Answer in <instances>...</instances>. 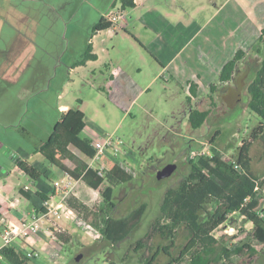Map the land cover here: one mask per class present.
I'll list each match as a JSON object with an SVG mask.
<instances>
[{
	"label": "rangeland",
	"instance_id": "rangeland-1",
	"mask_svg": "<svg viewBox=\"0 0 264 264\" xmlns=\"http://www.w3.org/2000/svg\"><path fill=\"white\" fill-rule=\"evenodd\" d=\"M246 1L250 10L257 2ZM168 3L169 0H149L147 6L159 7V15L148 8L126 9L125 24L121 21V26L92 38L93 28L102 18L112 13L110 18L116 22L123 15L121 0H0V179L9 177L11 193L23 190L24 185H16H31L24 173L15 170L17 160L32 162L50 179L56 176L48 161L34 155L60 120L59 106L67 105L86 116L89 130L82 133V138H96L90 134L95 131L99 139L112 136L123 142L124 150L115 160L133 177L131 182L114 189L115 207L108 211L101 197L107 184L95 193L82 182L76 186V195L86 196L91 208L102 210L98 226H103L108 215L130 218L138 208L146 206L140 224L116 246L102 240L99 229L89 228L77 218L78 235L71 242L64 233L54 234L60 235V240H54L58 245H49V258L38 249L29 250L38 254L36 260L41 264H143L142 258L169 246L158 236H150L151 227L165 194L176 189L189 174V162H196L201 155H218L233 162L238 149L252 140L253 131L261 123L248 107L247 87L264 60V43L260 40L264 16H258L254 26H239L232 48L224 52L229 59L238 50L245 53L235 79L229 85H218V106L200 129H192L189 113L193 108L205 109L209 85L198 87L197 97L189 103L188 84L177 81L156 59L166 45L176 49L174 44L180 37L188 42L183 55L195 51L200 57L202 40L188 41L178 31L161 38L168 31L169 20L161 12H167ZM259 10L264 13L263 7ZM208 13L197 15L200 25L207 22ZM220 23L212 22L213 26ZM89 42H95L97 52H102L100 61L74 68ZM181 58L179 63L188 62ZM80 156L89 165H97ZM250 156L251 174L264 181L261 141H253ZM171 163L177 165V170L171 177L157 181V174ZM227 225L235 227L231 235L224 233L225 227L215 235L229 245L235 244L231 238L242 235L240 229H252L239 214L231 215ZM141 241L146 247L134 252ZM186 241L187 234L181 229L169 252L176 257ZM168 259L161 253L157 264H165ZM28 264L35 263L30 260ZM231 264H264V250L255 256L235 257Z\"/></svg>",
	"mask_w": 264,
	"mask_h": 264
},
{
	"label": "trees",
	"instance_id": "trees-1",
	"mask_svg": "<svg viewBox=\"0 0 264 264\" xmlns=\"http://www.w3.org/2000/svg\"><path fill=\"white\" fill-rule=\"evenodd\" d=\"M135 6V0H121L123 10L133 9ZM113 26L112 22L102 18L94 26L92 38L100 32L112 29ZM260 40L264 43V28L260 33ZM93 52V44L89 42L81 60L74 63L73 67L97 60V55ZM244 55L243 50H238L223 64L218 83L209 86L205 109H191L188 123L192 129H200L218 106V85H229L235 79L238 63ZM188 92L186 99L191 103V100L197 97L198 85L189 82ZM247 92L250 111L261 119L260 125L252 133V140L241 145L233 162L218 155H201L196 162H189V174L176 189H171L165 194L160 213L151 227L150 236H158L161 240L169 242V246L157 249L155 253L142 258L143 264H157L161 253L169 258L165 264H231L235 257L255 256L264 250V218L261 217L264 211V181L251 174L250 156L253 141H261L264 146V60L248 85ZM85 129V114L81 110L69 109L67 112H61V118L54 125L52 134L36 153L50 165L94 190H99L103 184H107L101 192V197L105 210L108 211L115 207L114 189L131 182L133 177L109 158H96L97 151L92 140L81 137ZM77 152L88 160L96 159L104 177ZM16 165L31 181H38L41 185L47 183L46 175L27 162L17 160ZM257 182L261 185L258 191ZM47 190L38 191L34 196L24 190L20 193L29 199H40L42 203L48 200L51 185ZM66 206L87 225L99 229L101 239L112 246L122 242L134 231L146 210V206L142 205L130 218H114L108 215L100 228L97 221L101 216L99 214L103 213L102 210L99 212L96 207L91 208L76 197L69 198ZM234 213L243 216L245 222L252 225V229L249 232L240 229L242 235L231 238L235 244L229 245L224 238H216L213 233L220 226L227 225L229 217ZM181 229L185 230L187 241L175 257L169 251L175 247ZM56 237L60 240V235ZM145 244L144 241L137 243L133 251L144 249ZM1 256L11 264H28L30 261L26 252L15 247L4 248Z\"/></svg>",
	"mask_w": 264,
	"mask_h": 264
},
{
	"label": "crops",
	"instance_id": "crops-1",
	"mask_svg": "<svg viewBox=\"0 0 264 264\" xmlns=\"http://www.w3.org/2000/svg\"><path fill=\"white\" fill-rule=\"evenodd\" d=\"M148 2L149 0H135L136 6L132 10L148 8L151 11L155 12L157 15L161 14L159 12V7H156V5L147 6ZM165 7L167 8V12L166 10H161V12L164 14V16L162 17H164L165 20H169V22L167 23L168 31L166 33H162L163 37L161 38L165 39L164 34H172L175 33V31H178L177 33L179 36L181 34L186 35L188 41L195 38H201L202 42L200 57H198L194 53L195 51H191L190 54L183 55V53H185L187 50L188 42H184L183 38L180 37V39L177 40L178 44L176 46L174 44V47L176 49L172 47L173 45H166L163 48V51L159 52L156 60L163 67V69L171 71L174 75L173 77L176 78L177 81H184L186 82V84H188L189 82H194L198 85L199 88L215 84L216 81L218 83V75L220 73V70L223 64L229 60L228 57H224V52L227 49L232 48L231 43L234 42L237 38L239 26L245 24L254 26L259 21L258 16H264L263 11L259 10L261 7L264 8V0H257V2L255 1V7H250L251 10L247 7L246 0H169V3ZM192 8L194 9L190 13L189 11ZM203 11L209 12L208 19L207 22L201 21L205 23L203 25H200L197 22V15H199ZM122 12L123 15L118 16V20L116 21L117 24L110 18L112 16V13L108 16L107 20L113 23V28L115 26H121V21H124V24L126 23L124 17L125 10H123ZM215 20H219L221 21V23L213 26L212 22H214ZM110 30L107 31L110 32ZM92 44L94 49L93 53L97 55V60L88 61L85 66H88L92 63L95 64L101 59L102 52H97L95 42H92ZM227 44L230 45L227 47ZM180 57H182L181 60L187 59L188 62L179 63L180 61H178V59ZM69 109H72V107L67 105L59 106L60 113L67 112ZM85 121L86 129L84 130V132L89 130L86 116ZM93 132H91L90 134L92 136H95L96 138L92 137V140H98L100 137H97V135H95V131ZM34 156L42 157L39 153H35ZM27 163L30 166L34 167L32 162L27 161ZM52 167V170H55L57 172L56 176L52 179L46 177L49 181L47 180V183H45V185H41L40 182H38L39 186L37 189L39 192L48 191L47 189L53 181L65 175V173H63L56 167ZM15 170L20 172L17 166ZM8 180V176L4 179H0V218H4L12 222H19L29 219L31 214L41 206L40 199L27 198L25 195H22L20 193L22 189L11 193L8 190ZM79 183H81V181H78V184ZM26 184L29 183L16 186L21 187V185ZM86 187L93 193H95V191H100L102 186L99 190H94L87 185ZM75 197L84 204L91 207L89 201L85 199L86 196L82 198L79 195H76ZM77 220L78 219L76 215L66 206V209L63 210L60 219H49V217H45L42 220L43 222L41 224V230L39 234L31 237L27 241H24L23 244L19 245V247L25 252L31 249H38V251L45 254L46 257L49 258V245H53V243H56L58 245V243L54 241L57 239V237L53 235L57 232L64 233L66 234L67 239L72 242V237L77 236L78 232L80 231L79 226H77L78 224L80 225V223L77 224ZM88 227L91 228V226L89 225ZM32 262H34L35 264H41L36 259L32 260ZM0 264L11 263L5 257L0 256Z\"/></svg>",
	"mask_w": 264,
	"mask_h": 264
},
{
	"label": "built area",
	"instance_id": "built-area-1",
	"mask_svg": "<svg viewBox=\"0 0 264 264\" xmlns=\"http://www.w3.org/2000/svg\"><path fill=\"white\" fill-rule=\"evenodd\" d=\"M93 146L97 151L96 158L105 156L114 162H117L115 157L120 156L124 150L123 142L120 139H115L112 136H106L94 141ZM93 161L96 162V159ZM93 168L98 169L99 175L104 177V174L98 165ZM77 184L78 181H76L72 176L65 174L63 177L52 182L51 192L48 194V200L43 201L39 209L35 210L29 219L22 220L20 222H12L4 218H0V256L1 251L8 247H15L19 251H24L19 247V245L23 244L24 241L29 240L31 237L39 234L41 230V224L43 222L42 220L45 217H49V219H60L63 210L66 209V203L68 199L73 197L72 195H76L75 188ZM38 186V181L32 180L31 185L26 184L23 186V190L29 195L34 196L38 192ZM260 187V183L257 182L256 191L260 190ZM263 213L264 211L261 213V217L263 216ZM223 227H225L223 230L224 233L228 235H231V232L235 230V227H230L228 225H222L218 229ZM216 231L213 233L215 237ZM26 256L32 261L36 259L38 254H33L30 251H26Z\"/></svg>",
	"mask_w": 264,
	"mask_h": 264
},
{
	"label": "water",
	"instance_id": "water-1",
	"mask_svg": "<svg viewBox=\"0 0 264 264\" xmlns=\"http://www.w3.org/2000/svg\"><path fill=\"white\" fill-rule=\"evenodd\" d=\"M177 170V165L174 163L166 165L156 176L157 181L169 178Z\"/></svg>",
	"mask_w": 264,
	"mask_h": 264
}]
</instances>
